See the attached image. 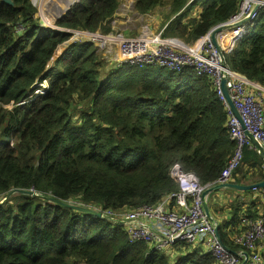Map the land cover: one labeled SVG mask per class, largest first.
I'll use <instances>...</instances> for the list:
<instances>
[{"label":"trees","instance_id":"obj_1","mask_svg":"<svg viewBox=\"0 0 264 264\" xmlns=\"http://www.w3.org/2000/svg\"><path fill=\"white\" fill-rule=\"evenodd\" d=\"M10 1L0 0V199L12 191L36 196L17 193L0 204V264H217L199 247L172 259L129 244L123 226L60 204L116 214L156 205L178 191L174 165L201 186L215 184L235 143L209 79L158 66L104 68L88 42H72L55 56L72 35L43 26L31 0ZM121 1L78 0L55 25L107 34ZM189 1L136 0L134 9L146 15L168 7L167 20L177 15L173 37L195 43L242 0H202L197 16L183 23ZM246 27L225 61L264 87V9ZM44 82V94L35 95ZM238 176L248 185L264 180L253 148H244L232 174ZM244 193L259 200L257 192ZM240 202L218 225L231 252L238 247L228 235L243 230V218H257L251 209L241 212Z\"/></svg>","mask_w":264,"mask_h":264},{"label":"built area","instance_id":"obj_2","mask_svg":"<svg viewBox=\"0 0 264 264\" xmlns=\"http://www.w3.org/2000/svg\"><path fill=\"white\" fill-rule=\"evenodd\" d=\"M195 1L197 0H190L186 6H191ZM31 3L37 8L34 0H31ZM256 5L257 10L254 11ZM262 9L264 1L242 0L238 11L219 25L235 24L243 20H248L247 23L243 27L227 30L231 34H226L225 30L221 31L216 35L215 44L211 38L215 27L193 44H185L175 38H164L162 32L154 34L146 26L140 34L132 37L122 33L102 35L50 27L56 31H67L84 37L81 42H98L99 47L108 52L115 46L116 61L119 64L158 66L176 73L192 71L197 76L206 77L225 110L226 127L231 140L235 143V151L215 184L201 186L193 174L185 173L178 165H174L171 168V176L178 184V191L169 194L156 205L143 206L118 214L112 211L102 212L95 207L90 208L124 222L123 227L129 244L142 243L150 249L165 253H168V249L183 244L191 246L199 244L217 264H242L244 261L245 264H263L258 246L264 242V188L252 190L258 193L263 206L262 212L254 220L248 218L241 220L239 228L243 230L233 239L235 246L238 247L236 252H231L216 237L215 224L204 214L201 201L204 190L217 184L230 183L233 172L240 165L244 148L254 149L248 134L264 149V87L231 70L225 61V55L233 52L236 42L244 35L246 25L251 24ZM37 10V18L42 20L39 9ZM63 10H58L57 17L62 15ZM114 24L115 21L112 19L110 25ZM42 25L48 27L46 24ZM225 38L227 41H224ZM219 52L223 54L226 67L222 65ZM224 79L225 89L238 113V118L232 113L224 95L222 87ZM46 88V82L38 84L35 86L34 94L43 95Z\"/></svg>","mask_w":264,"mask_h":264},{"label":"crops","instance_id":"obj_3","mask_svg":"<svg viewBox=\"0 0 264 264\" xmlns=\"http://www.w3.org/2000/svg\"><path fill=\"white\" fill-rule=\"evenodd\" d=\"M164 10L168 11V7L161 8V9L157 8L152 13H149V14H146V15H140L137 12H135L134 16L135 17H136V15L139 16V18L135 19V20H143V24L147 28L151 29L152 32H156V33L162 32V36H163V32L166 31L167 27L174 21V20H171L173 17H171L169 20H167L165 25L163 27H161V29L159 31H156L153 28L152 25L153 24H157V23L154 22V21L148 20L147 16L154 17L153 14L155 13L156 16H157V14L158 15H163L164 18L167 19V15L165 13H162V11H164ZM131 12L132 11H130L129 9L125 10L123 7H121V3H120L118 11L116 12V14L113 17V19L115 21L114 26H118V28L122 29L123 31H128L129 32L130 30H132L133 32H136V33L140 34L145 26L142 25L144 27L142 28V26H141V30L140 31H139L140 24H138V25L133 24V25L130 26V22H131L133 16H129L128 14L131 13ZM196 16H197V14L194 12L192 14L191 18H190V13L188 12V13H186V16L183 18L182 22L185 23L184 19L190 20V19L195 18ZM56 19H58V18H55V20ZM157 20L161 21V23H162V18L161 17H157ZM246 32H247V27L244 29V34ZM225 33L226 34H231L230 31H227ZM164 38H175V39H178L176 37H164ZM178 40H180V39H178ZM224 41H227V38H225ZM183 43H185V42H183ZM224 43H226V42H224ZM185 44H193V43H185ZM234 48H235V46H234ZM230 54H228V55H230ZM254 150H255V148H254ZM237 180H241V183H238ZM247 180H248L247 177H245V179H242L241 176H238L237 178L232 177L231 180H230V183L241 185V186H247L248 184H243L242 183L243 181H247ZM255 197H256L255 194L251 195V194H245L244 192H238V191L233 190V189H223V190H220V191H217V192L209 194L206 197V202H207V206H208V209H209V212H210L211 216L215 220L216 224L219 225L222 220L224 221L227 218V221H228V219L231 217L232 211H230L231 209H229V207H234V208L237 207V205L239 204L238 203V199L241 200V202H240L241 209H242L241 212H244L245 210L251 209L252 212H256V214H257L256 217L258 218L260 216L261 212H262V207L263 206H262V202H261L260 198H259V200H257L254 203V198ZM221 209H224L223 213H220ZM236 233L237 232L231 233L230 235H228L229 236L228 237L229 242H231V243L233 242V239L235 238ZM198 246L201 249H203V247L201 245L198 244ZM198 246L197 245H192V246L189 245L188 249L184 248L183 246H179L178 248H176V250H178L177 254L182 255V254L190 253L192 251L191 249H193V248L196 249ZM258 247H259V252H260V254H261L262 258H263V264H264V242H261ZM175 258H176V256H175Z\"/></svg>","mask_w":264,"mask_h":264},{"label":"rangeland","instance_id":"obj_4","mask_svg":"<svg viewBox=\"0 0 264 264\" xmlns=\"http://www.w3.org/2000/svg\"><path fill=\"white\" fill-rule=\"evenodd\" d=\"M61 1V2H60ZM78 0H74L70 3L69 0H34L35 2V5L37 6V8L39 9V13H40V18L42 20H40L41 24H46L48 25L47 28H56L57 26L55 25V18L57 17L58 15V11L57 10H60V9H66V7L69 5V4H72V3H76ZM57 2V3H56ZM60 2V3H59ZM136 0H133L132 3H128V2H125V1H122L121 2V7H123L125 10L129 9L130 11H132L131 13H129L128 15L129 16H133L132 17V20L130 22V26L135 24V25H138L140 24V29L139 31L141 30V26L144 25L143 24V20H135V19H138L139 16L136 15V17L134 16L135 15V12H137L135 9H134V4H135ZM62 3V4H61ZM57 4V6L59 4H61V8L59 7L58 9L55 8V5ZM201 4H202V0H198V1H195L193 3V5L190 6V18L192 16V14L195 12L197 13L199 11V9L201 8ZM64 5V6H63ZM55 8V9H54ZM164 8V7H163ZM161 9V8H160ZM38 11V10H37ZM138 13V12H137ZM162 13H165L166 15H168V11L164 10L162 11ZM61 14V13H60ZM154 17H151V16H147V19L148 20H151V21H154L156 22L157 24H153V28L156 30V31H159L161 29V27H163L165 25V23L167 22V19L164 18L163 15H158L157 16L155 15V13L153 14ZM177 15H175L171 20H174V18L176 17ZM157 17H161L162 18V23L161 21L157 20ZM46 18H50V20H47ZM164 18V19H163ZM49 22V23H48ZM184 22H186V19H184ZM56 26V27H55ZM110 26V32L108 35L112 34H116V33H122L124 34L125 36H128V37H132V36H136L138 35V33L136 32H133L132 30H130L129 32L128 31H123L122 29H119L118 26ZM145 26V25H144ZM142 26V28L144 27ZM159 26V27H158ZM59 28V27H58ZM151 28V27H150ZM63 29V28H61ZM154 31V30H153ZM81 32H85V31H81ZM90 33V32H89ZM95 33H100L102 34L101 31H97ZM154 34H158L156 32H153ZM94 34V33H93ZM71 38L70 40L64 44V45H61L59 46V48L57 49L56 53H55V56L59 55L61 53V51L63 49H65L70 43L72 42H81V40H84V37H80L78 36L77 34H71ZM103 35V34H102ZM174 34L172 32V29H171V26L169 25L166 29V31L163 32V37H173ZM180 39V38H178ZM181 41H183L182 39H180ZM184 42V41H183ZM197 42V41H196ZM89 43L93 44L94 47H96L97 49V55L98 57L104 61L105 65H104V68H108V69H112L116 66L117 61H116V52H115V46L111 47V51H107L106 49H101L99 47V43L98 42H94V41H90ZM186 43V42H185ZM53 64V62H50L49 65L51 66ZM240 192V191H238ZM17 194V193H15ZM14 195V194H13ZM11 197V196H10ZM8 197V198H10ZM6 196L0 201V204L2 202H4L5 200L8 199ZM178 247V246H177ZM177 247H174V248H171V249H168L167 252L168 254L170 255V257L172 259H175V256L176 257H179L180 254H177V251L176 248ZM179 253V252H178ZM184 255V254H183ZM263 259V258H262Z\"/></svg>","mask_w":264,"mask_h":264},{"label":"water","instance_id":"obj_5","mask_svg":"<svg viewBox=\"0 0 264 264\" xmlns=\"http://www.w3.org/2000/svg\"><path fill=\"white\" fill-rule=\"evenodd\" d=\"M259 1H264V0H259ZM4 2L8 5H12V2L10 0H4ZM257 7L258 5H256L254 7V11L257 10ZM70 6H67L66 9L63 10L62 12V15H64L68 10H69ZM61 15V16H62ZM61 16H58L56 18H60ZM248 20H243V21H240L238 23H235V24H226V25H219L218 27H215L213 30H212V33H211V38H212V41L214 42L215 44V35L221 31H227V30H232V29H236V28H240V27H243L246 23H247ZM220 54V59L222 61V65L223 67H226V64H225V61H224V57H223V54L221 52H219ZM222 87H223V92H224V95L228 101V104H229V107L232 111V113L234 114L235 117H239L238 116V113L237 111L235 110L232 102L230 101L229 97H228V93L225 89V79L223 80L222 82ZM248 137L250 139V141L252 142V145L254 146L256 152L258 153V155L260 156V158L263 160L264 162V149L261 148L253 139L252 137L248 134ZM261 188H264V180L260 183H257V184H252V185H247V186H241V185H237V184H232V183H225V184H217V185H214V186H211L210 188L206 189L203 191L202 193V196H201V201H202V209L204 211V214L206 215V217L215 224V228H214V232H215V235L216 237L220 240V236H219V233H218V225L216 224L215 220L213 219V217L211 216L210 212H209V209H208V206H207V202H206V197L211 194V193H214V192H217V191H220V190H223V189H233V190H236V191H240V192H246V191H251L253 189H261ZM15 193H19V194H23V195H27V196H36V194L33 192V191H12L10 192L6 197H10L12 196L13 194ZM9 199V198H8ZM7 199V200H8ZM5 200V201H7ZM3 203V202H2ZM61 206L63 207H66L68 209H71V210H74L76 212H79V213H83V214H88V215H91L93 217H98V218H102V219H107L109 220L110 222L112 223H117L121 226H124V222H121V221H117L113 218H110V217H107L106 215H104L102 212H96L90 208H87L85 206H82V205H76V204H72V203H60ZM242 264H245V261L242 263Z\"/></svg>","mask_w":264,"mask_h":264},{"label":"bare ground","instance_id":"obj_6","mask_svg":"<svg viewBox=\"0 0 264 264\" xmlns=\"http://www.w3.org/2000/svg\"><path fill=\"white\" fill-rule=\"evenodd\" d=\"M60 2H61V1H60ZM60 2H59V3H60ZM56 3H57V2H56ZM68 3H70V0H69ZM61 4H62V3H61ZM61 4H59L58 6H57V4H56V5H55V8H56V9H58L59 7L61 8ZM63 6H64V5H63ZM55 8H54V9H55ZM57 11H58V10H57ZM219 33H220V32H219ZM217 34H218V33H217ZM217 34H216V35H217ZM216 35H215V38H216Z\"/></svg>","mask_w":264,"mask_h":264},{"label":"clouds","instance_id":"obj_7","mask_svg":"<svg viewBox=\"0 0 264 264\" xmlns=\"http://www.w3.org/2000/svg\"><path fill=\"white\" fill-rule=\"evenodd\" d=\"M73 4H75V3H73Z\"/></svg>","mask_w":264,"mask_h":264}]
</instances>
